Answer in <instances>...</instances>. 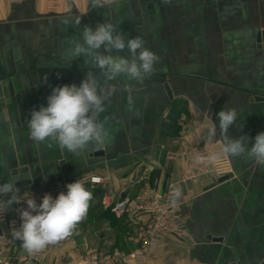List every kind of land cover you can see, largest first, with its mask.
I'll return each instance as SVG.
<instances>
[{"label":"crops","instance_id":"0c3cea01","mask_svg":"<svg viewBox=\"0 0 264 264\" xmlns=\"http://www.w3.org/2000/svg\"><path fill=\"white\" fill-rule=\"evenodd\" d=\"M77 17L80 29L118 24L160 57L143 83L112 82L116 90L101 120L113 139L78 156L35 144L27 127L54 87L79 86L87 71L98 72L83 57L67 59L68 40L80 29L63 21ZM262 31L264 0H0V183L18 177L20 195L49 191L55 198L59 187L78 179L104 181L84 185L92 193L86 218L41 264H76L88 249L135 251L144 218L117 220L103 201L135 198L144 188L161 195L179 188L184 203L176 212L189 229L186 241L166 236L146 264L264 262V167L243 158L211 159L221 146L216 114L223 107L238 113L230 137L254 142L264 131V100H256L264 99ZM126 86L133 89L132 111ZM213 125L217 137L209 140ZM203 151L210 155L206 169L187 181ZM172 153L179 155L169 158ZM16 211L13 204L7 219ZM6 233L7 223H0Z\"/></svg>","mask_w":264,"mask_h":264},{"label":"clouds","instance_id":"9594fccd","mask_svg":"<svg viewBox=\"0 0 264 264\" xmlns=\"http://www.w3.org/2000/svg\"><path fill=\"white\" fill-rule=\"evenodd\" d=\"M161 2L168 5L171 0ZM63 23L79 28L81 18L65 19ZM68 43L66 56L69 63L83 57L85 65L98 72L87 71L79 86L73 83L54 87L47 97V106L41 105L39 110L31 111L27 127L29 138L35 144L43 143L48 147L55 144L78 156L90 147L108 145L113 139L107 119L101 120V114L106 111L107 102L116 90L112 82L123 78L143 83L155 73L160 57L145 46L142 36L127 38L119 25L110 21L98 23L95 28L84 25L79 35L70 37ZM125 49L127 56L120 54ZM124 90L128 93V109L132 111L135 106L133 89L126 86ZM216 116L221 146L219 151L212 153L211 159L243 158L264 167V131L255 136L254 142L247 135L232 138L228 132L237 121L236 109L223 107ZM215 137L217 127L213 125L208 130V139ZM66 188V193L60 192L55 198L45 194L37 203L31 193L21 196L16 182L0 183V197H4L0 200V210L6 212L13 204L26 202V207L17 209L21 224L15 230L14 238L29 254L40 252L71 235L86 218L92 193L80 179L68 183ZM180 196L181 191L176 188L174 197Z\"/></svg>","mask_w":264,"mask_h":264},{"label":"built area","instance_id":"2783aa9c","mask_svg":"<svg viewBox=\"0 0 264 264\" xmlns=\"http://www.w3.org/2000/svg\"><path fill=\"white\" fill-rule=\"evenodd\" d=\"M19 3L23 0H11ZM179 153L169 154V158L177 157ZM210 155L207 151L199 153L195 168L187 170L186 180L189 181L198 174L203 173L208 165ZM84 185L93 187L104 183L101 177L90 176L81 180ZM67 185V184H66ZM66 185L58 188V192H67ZM33 195L40 203L45 194L53 192H26L23 195ZM175 199V202L173 200ZM0 200H2L0 198ZM184 203L183 196L174 197V193L161 195L152 188H144L135 198L126 197L118 201L105 199L103 206L108 209L117 220L139 219L137 222L139 232V247L133 252L120 249H88L79 256L76 264H146L149 252L163 243L166 236H173L182 241L189 239V229L184 220L177 216L176 210ZM26 207V202L17 204V209ZM6 222L8 233L0 234V264H41L56 244L48 245L40 252L29 254L15 243L14 232L19 228L21 219L18 211L12 219H7L6 212L0 210V223ZM19 241V240H18ZM20 242V241H19ZM21 244V242H20ZM70 264V263H67Z\"/></svg>","mask_w":264,"mask_h":264},{"label":"water","instance_id":"95a60500","mask_svg":"<svg viewBox=\"0 0 264 264\" xmlns=\"http://www.w3.org/2000/svg\"><path fill=\"white\" fill-rule=\"evenodd\" d=\"M257 42H258V44H261V43L264 42V31H262V32L258 35V37H257ZM166 89H167V92H168L169 97L172 98L171 91L169 90L168 87H166ZM256 100H264V99H261V98L259 99V98H258V99H256ZM96 155H97V156H98V155H103V153H97ZM14 175H16L15 172H14ZM225 178L227 179V177H225ZM14 180H15V182L17 183V184H16V187L19 188L21 185L19 184V179H18V177H15ZM15 243L17 244V246L21 247V244H20V242H19L18 240H16ZM262 264H264V262H263Z\"/></svg>","mask_w":264,"mask_h":264}]
</instances>
